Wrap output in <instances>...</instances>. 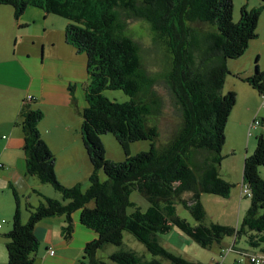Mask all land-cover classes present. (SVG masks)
I'll list each match as a JSON object with an SVG mask.
<instances>
[{
	"label": "trees",
	"instance_id": "trees-1",
	"mask_svg": "<svg viewBox=\"0 0 264 264\" xmlns=\"http://www.w3.org/2000/svg\"><path fill=\"white\" fill-rule=\"evenodd\" d=\"M0 6L13 7L17 21L30 7L68 21L67 43L87 56L82 134L93 167L85 191L82 184L67 187L58 180L56 157L39 130L45 113L36 107V98H26L17 125L23 132L27 173L50 184L64 203L44 196L37 207L27 203L30 216L24 223L21 197L13 192L16 210L12 230L5 235L7 264H36L40 242L35 229L44 219L65 216L63 236L72 239L76 211L80 223L97 235L85 245L80 264H108L99 257L108 245L119 248L109 256L115 264H193L162 244L161 236L174 228L203 249L233 235L235 242L247 236L250 246L263 247L264 253V135L256 138L255 152L244 160L243 184L250 192L244 194L251 204L239 226L207 225L202 203L204 194L230 198L235 186L224 179L220 168L226 128L238 96L223 90L228 76L234 75L230 63L242 58L258 38L264 0L253 8L243 6L238 21L234 0H0ZM134 20L149 24L154 40L170 58L165 82L181 126L160 146V129L149 119L161 114L162 100L155 91V78L143 66L140 44L127 34ZM255 65L253 76H235L263 98L259 58ZM106 90H122L131 99L112 101L103 95ZM70 91L76 103L75 88ZM105 134L115 136L125 161L106 158L101 140ZM145 140L150 149L131 156L130 145ZM101 171L106 181H101ZM133 191L146 197L147 211L129 212ZM179 205L190 212L195 224L178 214ZM126 232L145 245L152 259L123 248Z\"/></svg>",
	"mask_w": 264,
	"mask_h": 264
},
{
	"label": "crops",
	"instance_id": "crops-1",
	"mask_svg": "<svg viewBox=\"0 0 264 264\" xmlns=\"http://www.w3.org/2000/svg\"><path fill=\"white\" fill-rule=\"evenodd\" d=\"M238 2L241 10L245 5L249 8L256 7L261 0H238ZM7 7L10 6H0V165H2L0 167V191L8 192L9 196L3 202L4 212L0 213V224L2 225L0 228V264H7V240L5 238L7 233L5 232H10L12 227L3 231V223L8 224L10 221L12 223V216L16 210L13 192L15 191L22 199L21 210L24 222L29 218L27 203L35 207L43 200V196H52L46 193L47 191L44 187L42 188L40 182H37V178L27 173L26 157L23 151L24 137L17 121L22 104L28 96L36 98V107L45 112V118L39 124V130L56 157V174L59 180L67 186H73L81 184V179L88 178L89 180L92 173V168L85 156L83 134L80 129L83 117L79 107H86L85 87L89 82L87 63L83 54H79L73 46L67 43L65 31L63 36H55L62 40L58 44L52 34L49 35L48 29L42 35L43 38H36L40 43L39 46H42L40 58L39 55L26 51L27 47L23 44V47H20L19 44L21 29L26 30L36 25L41 20V16H44V11L30 7L17 21L14 9ZM235 17L239 18L240 13H236ZM45 20L46 24H50L49 16L45 17ZM58 46L63 51H54ZM256 58H259L260 70L264 71V12L258 25V38L251 43L242 58L230 63L231 72L234 75L253 76ZM230 83L232 88L230 91L243 92L248 89L240 86L238 80ZM72 87L75 88L74 96L77 105L73 103L70 91ZM251 90H248L249 95L258 103L257 94L259 93L252 88ZM260 114H263L261 104L259 107L255 106V109L247 108L245 111L233 112L230 117L228 139L236 137V141L226 155L232 154L237 158V164L241 165V172L245 157L253 154L257 146V141L250 139L249 126L254 117ZM75 120L78 123V130L72 128V122ZM64 122H66L65 125ZM262 127L261 135H264V126ZM258 136L256 134V138ZM231 167L232 163L229 160L222 165V169L225 170V176L224 171L223 176H227V179L236 185L228 200L233 199L232 205L235 209L238 208V217L244 218L251 202L243 193L244 184L239 178V169L232 171ZM261 175L264 178V168L261 169ZM35 190L39 191L40 195L34 193ZM24 198L26 202H23ZM55 198L60 200L59 197ZM73 219L75 235L73 234L70 240H66L63 236V228L67 224L65 216L47 218L37 225L35 233L40 247L36 264H76L80 260L85 245L96 239L97 235L95 232L94 234L89 232L90 229L80 223V218L73 217ZM223 241L219 244L220 258L215 259L219 264H226L229 253L234 251L238 255L235 264H251L249 256L264 255L263 247L259 252L239 249L236 247L239 240L237 242L234 240V244L227 246L229 249L226 252ZM50 249L55 250L54 256L50 254ZM177 254L183 256L180 253ZM240 256H245L248 260L244 261ZM215 261L208 263L205 260L207 264H213ZM206 263L200 262L199 264Z\"/></svg>",
	"mask_w": 264,
	"mask_h": 264
},
{
	"label": "rangeland",
	"instance_id": "rangeland-1",
	"mask_svg": "<svg viewBox=\"0 0 264 264\" xmlns=\"http://www.w3.org/2000/svg\"><path fill=\"white\" fill-rule=\"evenodd\" d=\"M239 2L238 0H234V14L240 13L239 9ZM11 7V6H10ZM7 7V8H10ZM13 8V7H11ZM14 9V8H13ZM35 10V9H31ZM41 12V11H39ZM41 14V13H40ZM50 19V24H46L45 17H48ZM236 21H238L239 18L234 17ZM41 20L36 24L33 25L32 28L23 30L21 29V34L19 38V44L20 47H23L25 45L27 47L26 51H31V53H34L36 55H39V58L42 54V46H39V41L36 39L37 37L43 38L42 35L45 33L46 29L49 30V35L52 34V36L55 38L57 43L59 44L61 39H57L55 36H63L65 28L67 26L68 21L62 17H59L57 15H52V14H46L44 12V16H41ZM129 31L127 32L128 35L133 36L136 41L140 44L141 47V54H142V63L144 68L147 70V72L156 80L155 83V91L157 92L158 96L162 100V111L159 116H154L149 119L151 124H155L159 127L160 129V138L158 141V145L160 146L161 144H164L170 140L172 137L173 133L178 130L181 126V118H180V113L177 110V107L174 104L173 98L171 97L169 90L166 86L165 82V75L169 69V62L170 58L169 55L165 49V47L159 43H157L154 40L152 31L150 29V26L147 22L143 20H134L129 23ZM24 32V33H23ZM62 41V40H61ZM36 42V44H34ZM15 43H13L14 45ZM16 45V44H15ZM23 50V49H22ZM62 50L60 46L54 51H59ZM63 51V50H62ZM85 58V62L87 63V56L83 54ZM255 59V64H256ZM256 66V65H255ZM255 71V67H254ZM234 80H238L240 86H245L246 91H241L237 92V104L234 108L233 112L236 111H245L247 108L249 109H255V106H260V104L263 102L262 96H259L257 94V98L259 99L258 103L256 102L255 99H253L249 93V91H252L250 86L247 82L239 79L235 75H229L227 78V81L224 86V93L230 92L231 86L230 82H233ZM244 84V85H242ZM253 89V88H252ZM103 95L109 98L112 101H117L120 103H125L130 101V97L126 95L122 90H106L103 92ZM75 105H77L75 102H73ZM81 106V105H80ZM78 108V107H77ZM79 110L82 112L83 107H79ZM45 113V112H44ZM259 117L256 116L252 120L250 126H249V136L251 140H256V134L261 135V129L263 128L262 126H259L255 130H251V126L255 119ZM260 117H263V114H260ZM66 122H64V125ZM73 126L72 128L75 130H78V123L77 121L72 122ZM230 124V119L229 123L226 128V145L223 148L222 155L224 156V159L221 164L220 172L223 175L224 171V176H225V170L222 169V165L225 161L229 160V162L232 163V167L230 170H236L237 168L239 169V178H241V182L243 181V168L241 172V165L240 163L237 164V158L233 156L232 154L226 155L228 151L232 148V145L236 141V137H232L228 139V127ZM81 131H82V126H81ZM252 136V138H251ZM248 138V137H247ZM102 143L105 147L106 151V158L115 162H122L127 159V156L125 154V151L123 147L120 145V143L117 141L115 136L113 134H105L101 136ZM151 147V143L149 141H138L134 142L130 145V154L131 156H135L138 153L148 151ZM85 149V147H84ZM85 156L88 160L89 166H91L92 171L93 167L90 162V159L88 157L87 151L85 149ZM252 155V154H251ZM237 169V170H238ZM236 170V171H237ZM223 176V177H224ZM86 177V176H84ZM229 177V176H228ZM225 180L229 181L227 179V176L224 177ZM59 180V178H58ZM107 176L103 171H101V181H106ZM60 181V180H59ZM37 182H40L39 180ZM61 182V181H60ZM232 183L231 181H229ZM63 185L64 182H61ZM42 188L47 191L46 193H49L50 197L52 199H56L55 197H59L61 202L64 203L62 195L57 192L50 184H43L41 183ZM81 184L82 189L85 191L88 189L90 186V182L87 179H81ZM234 184V183H232ZM235 185V184H234ZM67 186V185H65ZM75 186V185H73ZM73 186H67V187H73ZM236 186V185H235ZM233 187V189L235 188ZM43 189V191H45ZM39 192V191H38ZM40 193V192H39ZM9 193L5 191L2 192L0 191V213L4 212V207L3 202H5V198H8ZM35 198V195H34ZM36 198H38L36 196ZM22 200V199H21ZM57 200V199H56ZM231 199L230 201L228 199H224L222 197L216 196V195H209V194H204L202 196V203L205 207L206 210V220L205 223L207 225H210L211 223H219L222 225H229L234 228L239 226V223L242 222L243 218H239V211L238 208L235 209L233 207ZM27 200L24 198L23 202H26ZM131 201L134 203V205L129 208V212H133L135 209H141L143 212L147 211L149 208L150 204L147 201L146 197L143 196L141 193L138 191H133L131 194ZM40 205V204H36ZM94 204L92 203L90 207H93ZM37 207V206H36ZM24 213L26 214L25 211V206H24ZM178 214L184 218L187 219L191 224H195L196 222L194 221L192 215L188 210H186L183 206L179 205L178 206ZM30 216V215H29ZM75 218H80V211H76L72 215ZM13 218V216H12ZM29 219V218H28ZM27 222V221H26ZM24 222V223H26ZM4 230L7 231L12 227V223L4 224ZM12 230V229H11ZM10 230V231H11ZM88 232V231H87ZM92 234H94L93 230L90 231ZM5 233H9L8 231ZM75 235V233H74ZM162 243L166 249H169V251L177 254L180 253L186 258L188 261L193 262L194 264H199L200 262L208 263L212 262L213 260L215 261L218 260L219 257V244H215L213 249H203L198 243H196L193 239L189 238L188 236L182 234L178 229L174 228L170 231V233L161 236ZM236 240L233 235L227 236L224 241L223 245L225 251H228L227 246H231L233 241ZM235 242V241H234ZM241 250L253 252V251H260V248H253L250 246L248 242L247 236H242L239 238L237 246ZM123 248L126 250H132L138 253L141 256L146 257V259H152V255L147 251L146 247L144 244L140 243L132 234L126 232L124 233V241H123ZM119 248L114 246V245H108L104 250L99 252V257H101L104 261H106L108 264H115L113 263L110 259L109 256L116 252ZM84 255V251L82 252V255L80 257V260L76 264H80V261L82 260V257ZM178 255V254H177ZM236 256H238L235 251L229 253L227 257L226 264L228 263H233L235 264V260L237 259ZM241 257V256H240ZM241 259L248 260L245 256L241 257ZM165 264H171L169 261H165ZM207 264V263H206ZM237 264V263H236ZM245 264V263H244Z\"/></svg>",
	"mask_w": 264,
	"mask_h": 264
},
{
	"label": "built area",
	"instance_id": "built-area-1",
	"mask_svg": "<svg viewBox=\"0 0 264 264\" xmlns=\"http://www.w3.org/2000/svg\"><path fill=\"white\" fill-rule=\"evenodd\" d=\"M28 99H33L32 96H28ZM261 109H264V97H263V102L261 104ZM264 123V117H257L255 119V121L253 122L252 126H251V130H255L257 129L259 126H262V124ZM0 167H2V165H0ZM243 193L249 194L250 192L248 191V189L246 187L243 186L242 188ZM2 227V225L0 224V228ZM50 254L52 256L55 255V250L54 249H50ZM249 261L252 264H264V255H254V256H249ZM213 264H219L218 261L213 262Z\"/></svg>",
	"mask_w": 264,
	"mask_h": 264
}]
</instances>
